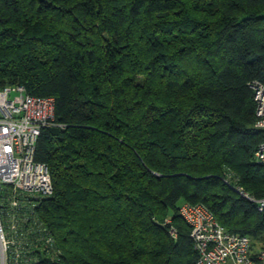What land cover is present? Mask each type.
I'll list each match as a JSON object with an SVG mask.
<instances>
[{
	"label": "trees",
	"instance_id": "16d2710c",
	"mask_svg": "<svg viewBox=\"0 0 264 264\" xmlns=\"http://www.w3.org/2000/svg\"><path fill=\"white\" fill-rule=\"evenodd\" d=\"M254 82L264 0H0V91L56 101L8 264H198L185 203L264 248Z\"/></svg>",
	"mask_w": 264,
	"mask_h": 264
},
{
	"label": "built area",
	"instance_id": "2783aa9c",
	"mask_svg": "<svg viewBox=\"0 0 264 264\" xmlns=\"http://www.w3.org/2000/svg\"><path fill=\"white\" fill-rule=\"evenodd\" d=\"M251 87L257 103L255 127L264 131V85L254 82ZM55 118L54 98L32 97L23 87L0 91V192L12 190V208L18 207V196L25 192L43 197L54 193L50 170L36 161V151L42 131L54 125ZM256 156L264 164V144ZM260 205L262 210L264 201ZM180 213L192 228L198 264H264V248L254 251L250 238L229 233L204 205L185 203ZM0 246L5 256L10 243L2 220Z\"/></svg>",
	"mask_w": 264,
	"mask_h": 264
},
{
	"label": "rangeland",
	"instance_id": "374dc122",
	"mask_svg": "<svg viewBox=\"0 0 264 264\" xmlns=\"http://www.w3.org/2000/svg\"><path fill=\"white\" fill-rule=\"evenodd\" d=\"M1 190V189H0ZM5 191H8V192H11L12 190L11 189H5ZM2 193H3V191H2ZM2 193L0 192V196H2ZM22 195H24V197H31V196H37L36 194H33L32 192H25L24 194H22ZM10 203H11V200L9 201ZM10 203H9V205H10ZM0 204L1 205H3L1 202H0ZM3 215L2 214H0V220H2L3 222H2V225H3V227H4V229H5V234H6V239H7V241H8V238H7V232H6V229H7V224H6V221H4L2 218ZM6 226V228H5V226ZM17 243V242H16ZM15 243V244H16ZM257 249L258 248H254V251H257ZM8 260H9V254L7 253V252H5V256H4V258H3V256H2V254L0 253V264H8Z\"/></svg>",
	"mask_w": 264,
	"mask_h": 264
},
{
	"label": "crops",
	"instance_id": "0c3cea01",
	"mask_svg": "<svg viewBox=\"0 0 264 264\" xmlns=\"http://www.w3.org/2000/svg\"><path fill=\"white\" fill-rule=\"evenodd\" d=\"M4 221H6V224L8 225V226H10V224H9V221H10V219H8V217H3L2 218ZM3 222V221H2ZM4 223V222H3ZM0 253H1V246H0ZM2 254V253H1Z\"/></svg>",
	"mask_w": 264,
	"mask_h": 264
},
{
	"label": "water",
	"instance_id": "95a60500",
	"mask_svg": "<svg viewBox=\"0 0 264 264\" xmlns=\"http://www.w3.org/2000/svg\"><path fill=\"white\" fill-rule=\"evenodd\" d=\"M1 253H2V251H1ZM2 256H3V254H2ZM4 257V256H3Z\"/></svg>",
	"mask_w": 264,
	"mask_h": 264
}]
</instances>
